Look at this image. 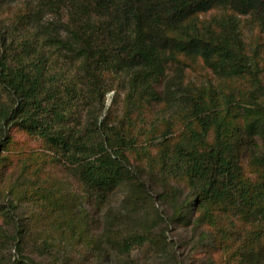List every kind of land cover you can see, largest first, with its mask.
Wrapping results in <instances>:
<instances>
[{"label": "trees", "instance_id": "1", "mask_svg": "<svg viewBox=\"0 0 264 264\" xmlns=\"http://www.w3.org/2000/svg\"><path fill=\"white\" fill-rule=\"evenodd\" d=\"M60 4L66 37L42 35L32 14L0 18V188L5 169L26 184L0 203V264H37L24 252L21 202L85 212L42 187L45 167L57 165L99 202L127 186L102 216V250L119 262L146 243L170 250L176 224L200 231L211 264H264L262 43L249 47L242 21L264 35V0L37 7ZM108 75L128 82L119 114L107 108Z\"/></svg>", "mask_w": 264, "mask_h": 264}, {"label": "rangeland", "instance_id": "2", "mask_svg": "<svg viewBox=\"0 0 264 264\" xmlns=\"http://www.w3.org/2000/svg\"><path fill=\"white\" fill-rule=\"evenodd\" d=\"M37 3L38 0H0V18L10 21L21 12L32 14L30 25L39 29L42 35L66 37L69 25L67 6L60 4L51 9L39 10ZM242 21L249 47L254 48L257 43H262L260 64L264 78V35L251 18L245 17ZM105 84L106 88H111L107 93V108L113 106V112L119 114L128 91L127 79L108 75ZM144 114L146 115V112L141 115ZM139 124L141 121L135 127L136 132ZM43 172L47 174L42 187L46 186L48 191L57 189L65 192L66 197L61 200L63 205L69 206L71 202L75 205L81 203L85 212L80 208L75 215L60 213L55 207H44L38 200L19 204V223L24 226L25 231L24 252L37 264H211V253L206 251L199 241L200 231L193 232L190 227L176 224L170 225V230L166 233L167 240L172 245L170 250L169 247L164 250L163 247L146 243L132 249L129 255L123 257L124 261L119 262L116 251L112 252L110 247L102 250V245L107 247L102 216L109 208L120 205L127 194V186L116 189L106 201L99 202L94 196L87 194L77 179L64 167H45ZM40 182L41 179L38 180V183ZM11 187L14 190L26 187L25 176H21L19 170L5 169L1 178L0 203H7L9 199L16 200L10 192ZM162 207L168 209L165 205ZM2 224L0 216V225ZM85 229L86 235L82 233ZM109 251L111 253L108 254ZM11 252H14V248ZM174 257L178 260L174 261Z\"/></svg>", "mask_w": 264, "mask_h": 264}]
</instances>
